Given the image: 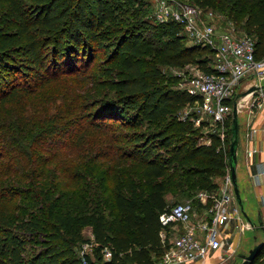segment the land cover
Segmentation results:
<instances>
[{
    "label": "trees",
    "instance_id": "16d2710c",
    "mask_svg": "<svg viewBox=\"0 0 264 264\" xmlns=\"http://www.w3.org/2000/svg\"><path fill=\"white\" fill-rule=\"evenodd\" d=\"M186 1L233 20L255 38V57H264V0ZM151 8L146 0H0V102L39 75L88 66L103 50V78L93 87L114 93L94 99L90 119L118 128L123 153L140 163L138 184L117 186L112 219L98 204L83 213L59 210L52 196L43 218L23 217L6 209L9 199L0 200V264H82L74 247L85 240L86 226L92 229L89 264H155L164 250L160 213L172 205L167 193L218 187L215 178L229 167L231 124L227 147L217 133L198 141L192 117L174 115L198 97L161 83L159 66L208 71L213 50L188 43L179 23L152 19ZM263 256L264 244L254 261Z\"/></svg>",
    "mask_w": 264,
    "mask_h": 264
},
{
    "label": "rangeland",
    "instance_id": "374dc122",
    "mask_svg": "<svg viewBox=\"0 0 264 264\" xmlns=\"http://www.w3.org/2000/svg\"><path fill=\"white\" fill-rule=\"evenodd\" d=\"M109 37L112 41L113 35ZM106 57L105 51L98 50L86 67L39 75L26 83L15 97L0 102V197L5 195L0 200L9 199L6 204L9 212L15 211L23 217H41L52 196L59 210L83 213L98 204L107 219H112L116 213L113 198L117 186L125 189L138 184L140 163L123 153L125 142L120 130L101 120L90 119L89 105L94 99L114 93L93 87L95 81L103 78L100 71ZM159 66L163 75L161 83L172 88L186 89L197 73L195 64ZM239 89L240 86L236 93ZM246 98V94L241 96L240 106ZM182 110L179 108L174 114L176 120H180ZM195 117H202L199 125L194 123ZM195 117L192 121L193 126L199 128L197 140L202 141L209 132L203 126L206 116L195 113ZM192 192L190 196L168 192L167 204L194 202L199 190ZM16 193L21 194L16 196ZM242 196L244 211L254 227L241 233L235 254L229 258L223 254L224 260L213 264H241L239 255L248 254L264 240V206L257 203L253 195ZM241 212L248 220L242 209ZM258 214L263 221L262 228ZM82 238L85 240L74 247L76 252L86 239L92 238L91 227L83 228Z\"/></svg>",
    "mask_w": 264,
    "mask_h": 264
},
{
    "label": "built area",
    "instance_id": "2783aa9c",
    "mask_svg": "<svg viewBox=\"0 0 264 264\" xmlns=\"http://www.w3.org/2000/svg\"><path fill=\"white\" fill-rule=\"evenodd\" d=\"M149 16L159 22L179 23L188 43L209 46L213 50L210 69L204 71L197 66L196 75L185 89L198 98L183 107L180 119L195 117V113L205 115V127L217 133L227 147L225 139L227 124L232 120L233 102L238 106V100L246 94L248 101L238 107V112L244 110V106L250 110L264 106V57H255V38L225 15L186 0H153ZM201 119L195 117L193 121L199 125ZM262 129L264 141V125ZM254 133L252 126L245 130L246 160L258 152L248 143ZM208 141L206 135L202 142ZM254 176L264 186V160ZM196 199L200 205L186 200L160 213V239L164 250L155 264H211L207 261L208 255L216 250L229 258L237 252L234 236L240 238L241 233L253 227L243 217L236 201L229 167L216 189L201 190ZM91 251V243L83 244L79 251L82 264H89L86 254ZM110 254L106 247L104 256ZM252 264H264V256Z\"/></svg>",
    "mask_w": 264,
    "mask_h": 264
},
{
    "label": "crops",
    "instance_id": "0c3cea01",
    "mask_svg": "<svg viewBox=\"0 0 264 264\" xmlns=\"http://www.w3.org/2000/svg\"><path fill=\"white\" fill-rule=\"evenodd\" d=\"M249 96L244 99V103H247ZM239 129L242 128V138L239 139L238 149H237V163H236V173L237 182L242 194H247L248 196H254L257 203H261L264 206V186L261 182H258L254 176L257 167L263 165L264 160V141H263V125H264V106L259 109H244L238 115ZM252 126L255 128V133L250 141L249 145H252L258 149V152L250 160H246L244 156L245 147V130ZM241 147V154L239 153V148ZM240 154V156H239ZM258 165V166H257ZM221 176L216 177L215 181L219 183ZM250 193V195H249ZM243 198V196H242ZM239 237L233 238V241L238 245ZM222 253L219 250L211 251L208 255L207 261L213 264L216 260L219 261L222 257ZM197 264V263H194Z\"/></svg>",
    "mask_w": 264,
    "mask_h": 264
},
{
    "label": "water",
    "instance_id": "95a60500",
    "mask_svg": "<svg viewBox=\"0 0 264 264\" xmlns=\"http://www.w3.org/2000/svg\"><path fill=\"white\" fill-rule=\"evenodd\" d=\"M231 137L229 144V171L231 175V180L233 184V190L235 194V198L240 208L242 209L244 215L247 217L248 221L254 227V222L251 221L247 213L244 211V199L241 196L240 189L237 182V173H236V163H237V149L239 144V121H238V106L236 102H233V110H232V120H231ZM258 223L259 226L263 227V221L261 215L258 214ZM264 240L257 243L253 248L248 251V254L241 253L239 255L242 260L241 264H252L256 257L259 254L260 248L263 246Z\"/></svg>",
    "mask_w": 264,
    "mask_h": 264
},
{
    "label": "bare ground",
    "instance_id": "6f19581e",
    "mask_svg": "<svg viewBox=\"0 0 264 264\" xmlns=\"http://www.w3.org/2000/svg\"><path fill=\"white\" fill-rule=\"evenodd\" d=\"M247 96H249V95H247ZM239 103H240V102H239V100H238V107L240 108L241 106H240V104H239ZM243 105H244V104H243ZM243 105H242V106H243Z\"/></svg>",
    "mask_w": 264,
    "mask_h": 264
}]
</instances>
